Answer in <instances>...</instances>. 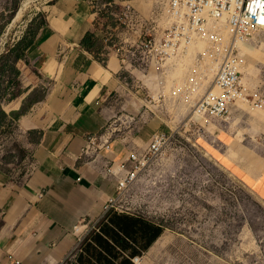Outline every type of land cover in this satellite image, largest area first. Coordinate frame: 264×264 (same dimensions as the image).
Returning a JSON list of instances; mask_svg holds the SVG:
<instances>
[{"label": "crops", "instance_id": "crops-1", "mask_svg": "<svg viewBox=\"0 0 264 264\" xmlns=\"http://www.w3.org/2000/svg\"><path fill=\"white\" fill-rule=\"evenodd\" d=\"M109 2L41 3L43 25L24 56L16 54L37 81L16 68L22 89L3 105L13 131L0 143V264H149V254L167 246L164 226L146 215L101 218L117 193L105 167L126 158L119 145L93 159L83 153L89 137L107 130L103 103L122 66L114 52L99 56L84 42L103 36ZM13 141L27 152L17 163L2 158ZM173 258L161 254L154 262L192 264L188 255Z\"/></svg>", "mask_w": 264, "mask_h": 264}, {"label": "rangeland", "instance_id": "rangeland-1", "mask_svg": "<svg viewBox=\"0 0 264 264\" xmlns=\"http://www.w3.org/2000/svg\"><path fill=\"white\" fill-rule=\"evenodd\" d=\"M46 1L53 0H0V143L13 131L3 105L23 86L20 71L11 64V50H20L41 29V3ZM127 1L145 19L152 17L156 0H122L109 7L103 36L90 41L99 56L120 49L121 62L129 43L139 39L135 21L125 26L114 17ZM242 50L248 85L263 91L264 32ZM135 68L140 70L138 63ZM22 70L31 73L26 65ZM182 75L178 71L174 77ZM115 78L103 105L111 114L106 128L121 154L144 152L155 132L168 137L157 160L149 162L121 198L124 211L146 215L165 228L167 246L151 252L149 264L161 254L188 255L192 264L198 256L209 257L204 264H264V111L241 105L226 123L201 126L190 121L184 105L156 103L152 78L145 79L148 87L144 86L141 75L123 65ZM26 153L13 141L2 158L17 163Z\"/></svg>", "mask_w": 264, "mask_h": 264}, {"label": "built area", "instance_id": "built-area-1", "mask_svg": "<svg viewBox=\"0 0 264 264\" xmlns=\"http://www.w3.org/2000/svg\"><path fill=\"white\" fill-rule=\"evenodd\" d=\"M111 1L109 7L116 4ZM127 2L114 14L115 20L125 26L135 21L140 35L129 43L121 63L137 71L144 86L148 87L145 79L152 78L156 103L184 105L190 121L201 126L203 122L226 123L241 105L264 109V90L247 83L242 50L264 32V0H156L149 19ZM119 51L113 49L117 57ZM136 63L140 70L134 69ZM178 71L183 72L180 78L174 77ZM167 141L164 133L155 132L144 152L130 151L122 162L110 160L105 173L117 182V193L104 204L101 218L111 211H124L121 198L149 162L157 160ZM112 143L108 129L91 136L84 156L93 159L103 151L110 152Z\"/></svg>", "mask_w": 264, "mask_h": 264}, {"label": "trees", "instance_id": "trees-1", "mask_svg": "<svg viewBox=\"0 0 264 264\" xmlns=\"http://www.w3.org/2000/svg\"><path fill=\"white\" fill-rule=\"evenodd\" d=\"M35 36H36V33L33 34L31 40H30L27 44H25L24 46H22L20 50H18V49H16V48H14V49L11 50V53H12V54H15V55L13 56V58H12V63H13V65H14L18 70H20L21 72H23V70H22V66H23V65H26V64H25V62L22 60V58H20L19 56H21V57L24 56V51H25L29 46H31V44L33 43V39H34ZM91 37H92L91 35H88V36L86 37V39L84 40V42L87 43L88 45H91V43H90V41H91ZM16 54L19 55V56H17ZM26 74H27V76L30 77L34 82L37 81L36 77H35L33 74H31V73H29V72H27Z\"/></svg>", "mask_w": 264, "mask_h": 264}, {"label": "bare ground", "instance_id": "bare-ground-1", "mask_svg": "<svg viewBox=\"0 0 264 264\" xmlns=\"http://www.w3.org/2000/svg\"><path fill=\"white\" fill-rule=\"evenodd\" d=\"M27 4V3H26ZM252 88V87H251ZM253 89H259V88H253ZM252 107V106H251ZM254 108V107H253ZM255 109H257V108H255ZM259 110V109H258ZM262 111H264V109L262 110Z\"/></svg>", "mask_w": 264, "mask_h": 264}]
</instances>
